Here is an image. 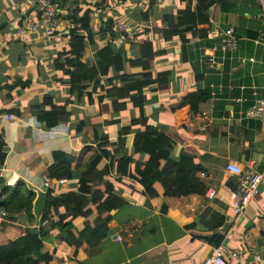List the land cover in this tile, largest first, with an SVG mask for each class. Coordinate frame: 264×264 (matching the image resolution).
<instances>
[{
	"label": "crops",
	"instance_id": "1",
	"mask_svg": "<svg viewBox=\"0 0 264 264\" xmlns=\"http://www.w3.org/2000/svg\"><path fill=\"white\" fill-rule=\"evenodd\" d=\"M20 1L0 0V140L6 148L0 181L8 191L18 187L34 199L29 215L0 219V246L37 230L44 196L76 192L77 168L96 154L106 197L120 204L109 213L110 236L92 253L82 244L75 261L201 264L212 249L223 246L239 253L227 264H264V179L255 199L234 218L229 209L234 178L225 171L234 163L264 174V0H234L250 8L242 16L215 2L204 14L209 27L198 29L191 21L198 25L204 15L194 1L65 0L52 36L41 28L26 29ZM72 7L80 15L87 11L90 19L82 64L93 67L96 51L105 45L123 57L121 70L110 68L96 85L71 86L67 70L55 67V61L62 65L70 55L65 36L74 29L67 19ZM187 8L190 13L183 18ZM119 23L132 29L130 39L113 30L112 37L102 33V25ZM224 29L238 41L232 58L222 60L216 34ZM146 43L153 57L146 65H134L139 46ZM211 57L215 64L209 63ZM204 89L211 96L198 109L180 106L187 95ZM46 115L56 119L55 126L37 118ZM146 127L163 134L171 147L168 159L158 160L159 168L193 159L204 170L198 178L205 195L146 201L135 177L152 158L132 153L135 135ZM54 154L65 156L55 161ZM120 159L128 162L118 171ZM59 164L68 167L62 186L48 178V170ZM45 177L52 181L47 191L42 189ZM212 191L215 196L209 197ZM4 199L0 196V203ZM74 226L81 231L83 221L75 220ZM51 234L44 243L55 253L49 264H67L70 248Z\"/></svg>",
	"mask_w": 264,
	"mask_h": 264
},
{
	"label": "trees",
	"instance_id": "2",
	"mask_svg": "<svg viewBox=\"0 0 264 264\" xmlns=\"http://www.w3.org/2000/svg\"><path fill=\"white\" fill-rule=\"evenodd\" d=\"M196 3L197 11L205 12L215 2L219 4L221 10L228 13H250V8L239 6L234 0H186L188 5ZM65 5V0L61 2V7ZM253 9L259 11V6L254 5ZM185 9L180 15L184 18ZM67 19L73 23L74 29L69 36V57L63 64L55 61V67L64 70L69 77L71 86H76L82 81H92L98 84L103 76L107 74L110 68L120 71L123 63V57L115 52L111 45L102 46L94 55L95 64L88 68L80 62L85 49V42L90 39L89 16L88 12L80 15L78 7L69 15ZM182 25V23H179ZM195 29L200 26L209 27L207 17L204 15L202 20L196 25L195 20L191 21ZM102 33L106 32L113 35L112 25H102ZM206 28V29H207ZM85 34V38L82 36ZM139 59L134 65L145 64L153 57L149 43L139 46ZM63 56V55H61ZM61 56H59L61 58ZM72 69V71H71ZM28 87V84L26 85ZM25 86V87H26ZM133 90V89H130ZM211 96V91L204 89L187 95L180 106L189 107L196 110L199 106L205 104ZM40 121H45L49 127L55 126L57 121L53 117H37ZM81 126V125H80ZM171 152V147L167 138L155 130L146 127V129L134 137L132 153L146 154L152 160L143 165L136 173L135 180L145 190L144 196L150 204L161 197H186L189 195H205V188L199 181V176L204 174L203 168L190 158H181L176 164H165L162 168L158 166V160L166 161ZM6 155V148L0 140V169L2 168ZM65 155L54 154L53 158L57 161ZM101 156L94 154L90 156L86 163L77 168L79 174V187L76 192H69L58 196L47 194L44 196L45 203L40 217L38 229L29 231L24 237L10 242L5 246H0V264H49L55 256L45 246L49 234L56 232V239L70 248L71 259L67 264H84L74 260L77 250L82 244L92 253L98 250L101 242L113 231L111 225V216L109 213L118 208L120 201L115 197H106L108 188L104 180V174L96 169ZM128 159H120L118 171L127 164ZM48 178L53 180H63L68 178V167L64 164L51 167L48 170ZM2 187L1 198L5 195L4 201L0 203V208L8 215L25 213L30 214L31 202L34 195L27 192H19V188L8 191L0 181ZM81 219L83 229L78 231L74 226V221ZM53 238V235L51 234Z\"/></svg>",
	"mask_w": 264,
	"mask_h": 264
},
{
	"label": "built area",
	"instance_id": "3",
	"mask_svg": "<svg viewBox=\"0 0 264 264\" xmlns=\"http://www.w3.org/2000/svg\"><path fill=\"white\" fill-rule=\"evenodd\" d=\"M63 0H21L18 3V10L26 24V29L30 32H36L38 28L44 30L47 36H52L53 32L59 25V18L62 14L61 2ZM91 4H95V0H87ZM75 10L72 7L68 13ZM114 32L119 33L124 39L132 37V29L124 23H119L112 28ZM69 38L67 35L65 36ZM218 38V50L221 53L222 60L231 59L233 53L237 49L238 39L233 34L231 29H224L216 34ZM210 64H215V59H209ZM257 111L261 112V109ZM252 113V112H251ZM225 171L234 178L233 197L229 201V209L232 217L238 218L247 209L249 204L255 199L258 194L259 186L264 179V174L255 171L250 166L240 167L234 163H228ZM2 176L0 175V179ZM64 180H55L54 184L62 186ZM4 185V184H3ZM5 186V185H4ZM52 188V181L48 178H43L42 189L47 191ZM2 187L0 185V195ZM209 197H214L212 191L208 194ZM7 217L3 211L0 212V219ZM239 253L229 251L223 246H218L212 249L211 253L202 261L201 264H227L228 260L238 259Z\"/></svg>",
	"mask_w": 264,
	"mask_h": 264
}]
</instances>
